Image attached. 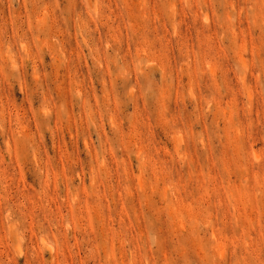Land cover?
Listing matches in <instances>:
<instances>
[{
	"label": "rangeland",
	"instance_id": "1",
	"mask_svg": "<svg viewBox=\"0 0 264 264\" xmlns=\"http://www.w3.org/2000/svg\"><path fill=\"white\" fill-rule=\"evenodd\" d=\"M0 264H264V0H0Z\"/></svg>",
	"mask_w": 264,
	"mask_h": 264
}]
</instances>
